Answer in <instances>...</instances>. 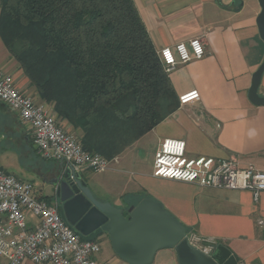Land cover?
<instances>
[{"label":"crops","instance_id":"obj_1","mask_svg":"<svg viewBox=\"0 0 264 264\" xmlns=\"http://www.w3.org/2000/svg\"><path fill=\"white\" fill-rule=\"evenodd\" d=\"M134 1L157 50L202 38L205 56L169 72L178 100L193 90L199 91L200 99L184 105L179 101L175 111L112 160L107 171L86 170L82 177L102 202L128 209L145 197L156 199L188 232L213 238L216 246L229 248L238 264H264V229L257 225V219L264 218V191L256 203L248 190L213 189L153 175L155 153L165 138L185 140L190 157L234 160L240 168L252 164L264 171V106L249 98L253 74L264 61V39L257 23L260 2ZM0 68L11 75L18 89L41 101L1 36ZM259 94L264 96V72ZM61 124L77 137L81 135L67 121ZM0 126V138L6 140L0 150V169L14 174L7 168L16 166L37 174L48 189L40 194H55L49 182L58 175L60 161L42 159L29 125L1 102ZM42 186L37 189L42 191ZM29 221L35 224L31 216ZM97 240L101 243L97 255L101 264H129L115 252L108 235ZM0 264L8 262L0 258ZM22 264L36 263L26 260ZM152 264L179 262L173 249H163Z\"/></svg>","mask_w":264,"mask_h":264},{"label":"trees","instance_id":"obj_2","mask_svg":"<svg viewBox=\"0 0 264 264\" xmlns=\"http://www.w3.org/2000/svg\"><path fill=\"white\" fill-rule=\"evenodd\" d=\"M0 36L83 149L113 160L179 106L134 0H0ZM53 161V160H50Z\"/></svg>","mask_w":264,"mask_h":264},{"label":"built area","instance_id":"obj_3","mask_svg":"<svg viewBox=\"0 0 264 264\" xmlns=\"http://www.w3.org/2000/svg\"><path fill=\"white\" fill-rule=\"evenodd\" d=\"M158 55L167 72L179 64L201 59L206 54L201 37L159 49ZM200 99L198 90L180 95V104ZM0 102L16 111L32 130L38 155L44 160L63 161L77 173L86 170L102 173L111 161L99 153L83 149L78 137L66 129L53 112V106L24 95L9 73L0 68ZM115 159V158H114ZM113 159V160H114ZM153 175L213 189L248 190L258 203L264 191V171L249 164L240 168L236 161L213 157H190L186 141L163 139L155 153ZM34 183L0 169V258L8 264L30 260L36 264H101L97 255L101 243L87 240L60 214L55 194L37 193ZM39 191V190H38ZM35 219L31 225L29 217ZM264 229V218L257 219ZM189 241L211 254L216 247L213 238L195 231L187 233Z\"/></svg>","mask_w":264,"mask_h":264},{"label":"water","instance_id":"obj_4","mask_svg":"<svg viewBox=\"0 0 264 264\" xmlns=\"http://www.w3.org/2000/svg\"><path fill=\"white\" fill-rule=\"evenodd\" d=\"M257 18L264 39V0ZM264 61L253 74L249 98L255 105L264 106L259 94ZM49 183L60 200V214L82 238L95 240L108 235L115 252L129 264H152L163 249H173L179 264H238L231 250L220 244L211 254L193 245L188 230L156 199L145 197L128 209L98 200L91 188L73 167L60 161L58 175Z\"/></svg>","mask_w":264,"mask_h":264},{"label":"rangeland","instance_id":"obj_5","mask_svg":"<svg viewBox=\"0 0 264 264\" xmlns=\"http://www.w3.org/2000/svg\"><path fill=\"white\" fill-rule=\"evenodd\" d=\"M20 90V89H19ZM21 91V90H20ZM24 95H26V96H29V97H32L33 98V96L31 95V94H28V93H25V92H23V91H21ZM2 103V102H1ZM2 104H4V103H2ZM5 105V104H4ZM20 118V117H19ZM1 132H3V129H2V126H0V136H1ZM72 132V131H71ZM74 133V132H73ZM1 141H3L2 142V144H1ZM143 142H145V141H143ZM6 145V140L5 139H1L0 138V150H1V148L3 147V146H5ZM0 158H1V156H0ZM0 162H1V159H0ZM22 164V163H21ZM23 165V164H22ZM24 167H25V164L23 165ZM22 168V167H21ZM8 170H11L12 172H14V174H16L18 177H20V178H23L24 180H26V181H28V180H30V182H32V183H34L35 184V186H36V188H38L39 189V187L40 186H42L41 184H43V182H42V179L40 178V177H38V175L37 174H33L32 172H30V171H25L24 169L22 170V169H20L19 167H16V166H11V167H8L7 168ZM47 180H49L48 178H47ZM47 186H45V187H43L42 186V191H38L37 190V193L38 194H40L41 192L44 194V193H47Z\"/></svg>","mask_w":264,"mask_h":264},{"label":"flooded vegetation","instance_id":"obj_6","mask_svg":"<svg viewBox=\"0 0 264 264\" xmlns=\"http://www.w3.org/2000/svg\"><path fill=\"white\" fill-rule=\"evenodd\" d=\"M49 184H51V183H49ZM50 187L52 188V190L54 189L53 185H50ZM58 202H59V204L61 205V202H60L59 199H58Z\"/></svg>","mask_w":264,"mask_h":264}]
</instances>
